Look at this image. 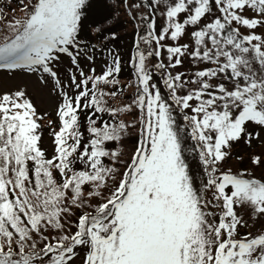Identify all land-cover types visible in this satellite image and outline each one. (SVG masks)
Masks as SVG:
<instances>
[{
	"label": "snow or ice",
	"instance_id": "1",
	"mask_svg": "<svg viewBox=\"0 0 264 264\" xmlns=\"http://www.w3.org/2000/svg\"><path fill=\"white\" fill-rule=\"evenodd\" d=\"M18 3L0 6V264H264V0ZM241 142L259 176L228 164Z\"/></svg>",
	"mask_w": 264,
	"mask_h": 264
},
{
	"label": "rangeland",
	"instance_id": "2",
	"mask_svg": "<svg viewBox=\"0 0 264 264\" xmlns=\"http://www.w3.org/2000/svg\"><path fill=\"white\" fill-rule=\"evenodd\" d=\"M5 4V0H0V6H3ZM11 8H19V3L18 0H11V4H10ZM8 15L11 16L12 13L9 11ZM16 15H22L21 12H19L17 10ZM160 21L158 20V25H159ZM0 27H2V25H0ZM122 35H121V39H119L117 42H115L114 47L121 53V56L123 59H127V54L129 52V49L131 47V43H132V28L131 25H127L126 26V30H124L122 28L121 30ZM129 68L127 66L123 67V70H128ZM97 70L99 71V64H97ZM123 74V71L121 73V75ZM126 74V72H125ZM125 81V80H123ZM28 89L30 92H34L37 89V85L35 84L34 80H27L26 81ZM15 86V82H8L7 87L11 88ZM34 102L37 103L38 107L40 110H46L49 112H52L55 108V100L50 97L47 94L46 90H41L39 92V94L34 96ZM54 118V117H53ZM55 126V125H54ZM50 142L49 137L47 136V132L45 133V138H44V146L48 147ZM260 151V146L257 144H253L252 147H248L247 145H245L244 143H240L237 144L236 146H234L233 148V153H232V157L228 160V164L233 168V170L235 171L236 169H240V170H249L251 172H253L256 176L260 175V170L256 167H254L253 165H251V163L248 160L249 155H251L254 152H259ZM237 156H242L244 157V160L241 162L239 160L236 159Z\"/></svg>",
	"mask_w": 264,
	"mask_h": 264
}]
</instances>
